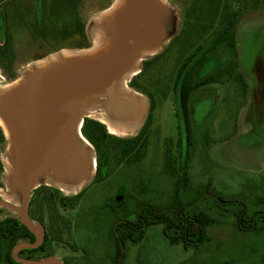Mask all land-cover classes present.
I'll list each match as a JSON object with an SVG mask.
<instances>
[{
    "label": "rangeland",
    "instance_id": "1",
    "mask_svg": "<svg viewBox=\"0 0 264 264\" xmlns=\"http://www.w3.org/2000/svg\"><path fill=\"white\" fill-rule=\"evenodd\" d=\"M166 1L164 11L158 5L150 8L137 35L142 39L157 32L155 37L161 48L157 53L144 55L138 64L139 72L126 79L131 94L143 102L144 113L139 124L125 132L112 133L99 121L107 107L112 115L134 117L135 100L114 99L106 105L108 99H103L104 106L95 115L83 119L81 132L89 142H84V146L80 139L77 141L82 147L80 156H74L78 158L77 168L79 171L88 168L84 154L93 155L96 169L99 159L107 167L105 179L95 172L78 193L66 187L81 175L66 179L63 190L51 179L46 181L54 185L43 184L46 186L43 189H33L38 183L32 180L26 184L21 180L18 185L11 162L19 150L16 151L12 131L10 134L4 129L0 193L14 205L3 208V214L21 220L26 189L31 200L28 208L31 217L39 220L34 221L47 235L43 249L27 253L31 260L54 257L64 264H259L263 261L264 233L241 231L234 223L236 213L243 207L248 212H264V166L260 165L264 158V111L253 128L251 118L239 117L237 126V102L249 104L250 97L243 91L242 83L236 81L227 43L218 44L215 49L212 46L226 14L238 11L237 41L242 59L247 58L252 72L253 58L264 52L258 46L264 43V0ZM114 2L0 0V47L5 48L0 49V91L4 84L18 79L28 81L36 90L32 91L36 97L53 92L58 79L74 72L65 62L63 50L94 47L93 35L99 31L96 21ZM192 53L196 54L193 65L199 68V74L202 77L218 74L221 84L215 85L214 90L204 89L197 98L192 97L189 145L187 125L180 114L174 85L178 70ZM42 58L59 61L60 70L66 75L54 73L46 89L38 76L42 71L38 60ZM199 58L202 63L198 65ZM132 81L134 88L130 85ZM119 103L122 107L118 108ZM4 106L0 98V107ZM8 109L10 116L20 118L21 110L14 104L8 105ZM150 111L147 132L136 142V150L129 157L122 158L115 138L102 143V155L98 157L96 147L84 133L85 126L94 121L103 124L113 137L132 138L142 130ZM0 114L5 116L1 111ZM65 130L78 136L75 128ZM139 156L141 159L137 161ZM24 169L26 173L25 166ZM49 177L54 179L53 175ZM5 186L10 196L6 197ZM221 199L232 203L226 207ZM179 200L193 201V210L203 209L215 218L206 229V241L188 248L182 243L172 244L163 233V225L155 224L146 229L141 240L121 242L130 223L137 222L143 205L167 208ZM118 222H121L119 227ZM119 245L122 253L116 258Z\"/></svg>",
    "mask_w": 264,
    "mask_h": 264
},
{
    "label": "trees",
    "instance_id": "2",
    "mask_svg": "<svg viewBox=\"0 0 264 264\" xmlns=\"http://www.w3.org/2000/svg\"><path fill=\"white\" fill-rule=\"evenodd\" d=\"M239 19L238 11H230L226 14L224 19L223 27L218 31V35L213 41V49L217 48L218 44L227 43V47L231 50L232 57L237 56L236 51V35H237V22ZM0 49H5L1 48ZM196 54L192 53L187 56L186 61L182 67L177 72V77L175 80V91L177 93V103L179 104L181 110L180 114L184 117L187 125V138L189 145H191V133L190 126L188 122L189 117V101L191 93L194 89L201 85L210 84L219 81L220 77L218 74L209 75L202 77V80L196 83H193L192 74H193V58ZM205 57V55H204ZM205 59V58H202ZM202 60H196V64H201ZM237 81L242 83L243 91H246V83L243 80V77L239 74L236 78ZM130 85L134 88L133 81L130 82ZM137 90V89H136ZM151 110L154 109L155 105L153 100L151 101ZM152 111L148 114L147 120L144 124L142 130L132 138H116L111 134H108L105 130V126L101 123L91 121L84 128V133L88 139L93 143L98 152V157L102 155V143L107 139L115 138L118 141V147L121 150L122 158L129 157L133 152H135L136 142L145 136L147 132V127L151 122ZM90 121V120H89ZM6 138L5 133L0 125V173L3 170L2 160H1V151L5 145ZM145 143V141H144ZM122 148V149H121ZM141 158L137 157V161ZM98 173L102 174V178H106L108 175L107 167L100 163L98 164ZM98 175V174H97ZM179 192V191H178ZM180 201V200H179ZM225 203L226 207H229L227 204L232 203V201L221 199ZM193 201L189 202H177L172 207L161 208L156 205L146 204L143 205L141 211L138 214L137 222H129V230L126 231L121 236V242H125L127 239L139 241L141 240L146 232V229L155 224L163 225V233L169 239L172 244L182 243L185 248L188 247H197L201 243L207 240L206 229L211 226L216 220L208 212L203 209L198 211L193 210L192 208ZM229 211L230 208H227ZM20 224V225H19ZM236 227L241 231H253L257 233H264V212L253 211L248 212L245 207L239 210L235 216ZM121 225V222H118L117 227ZM22 228H21V227ZM23 224H21L17 219H15V241H17L18 236L23 234ZM137 231L136 237L134 236ZM40 249H43L41 247ZM36 250H28L27 252L32 253ZM117 257H120L122 253L121 246L117 247ZM31 259V257H25ZM10 264H22L15 261L12 257H0V264L3 263ZM264 264V259L261 263Z\"/></svg>",
    "mask_w": 264,
    "mask_h": 264
},
{
    "label": "bare ground",
    "instance_id": "3",
    "mask_svg": "<svg viewBox=\"0 0 264 264\" xmlns=\"http://www.w3.org/2000/svg\"><path fill=\"white\" fill-rule=\"evenodd\" d=\"M128 2L129 0H116L114 4L110 7V9L101 12L98 20L96 21V23L98 24L97 28L99 31L98 33H94V43H95L94 47L80 49V50H71V49L63 50V52L65 53L63 58L65 62L69 63L72 66V68H74V70L77 71L76 75L79 76L77 78H80L84 76L86 73H88L89 70L92 68V66L93 67L94 65L96 66L97 65L96 59L103 60L112 52L116 42V36L114 34L113 27H116L120 24L122 18L125 15ZM157 5L159 7H162L164 11L163 6L166 5L167 7V1L145 0L142 3V6L140 7L137 15L134 17L132 24L130 25L128 31L129 32L128 39L130 45H132L131 46L132 51L126 61L123 70L120 72L119 76L117 77V82L114 84L116 92H118L120 95L119 99H127L132 101L135 100L134 99L135 97H132V95L130 96L127 94L129 93L128 92L129 86L126 83V79L129 76L136 75L139 72L138 64L143 59L144 55L155 53L161 48L160 42L158 43L155 37L157 32L149 34L147 37L142 38L139 42H136L135 40L132 39L138 34L139 30L145 24L146 15L149 13L148 11L151 10L150 8L152 6H157ZM72 58L75 59L77 62L70 61ZM82 58H84V60ZM56 61L57 60L55 59L53 60V62L47 59L38 61L39 63L41 62L40 68L42 67L41 68L42 71L39 74V77L42 80L48 79L53 74V71L60 66L59 65L60 62L59 61L56 62ZM19 82L20 80H16L4 84V89L0 91V98L11 96L16 91L24 92L27 89L28 84L26 82H20V83ZM98 90L94 89L79 98L77 104H75L74 115L73 118L71 119V124L73 128H75L78 137H80L86 143H88V141L81 133V126L83 123L82 112L87 113V115L93 116V114L95 115L94 107L103 105L102 102L100 101V99H105V97L101 96L104 93L103 88H99ZM98 101L101 102L100 105L97 104ZM139 110L140 108L137 109L138 112ZM7 120L8 119L6 117L0 114V124L2 125L3 129H5L10 134L12 131V134L15 135V138L16 136H19V140L17 138L16 139L14 138L15 144L17 143L24 144L25 140L22 139V135L20 134V132L16 131L13 128L11 121L8 120L9 121L8 122ZM99 120L101 122L106 123L109 126L110 132L112 133H116L120 131L125 132V130L127 129L125 127L126 123L124 121H120L116 119L113 122V120L108 119L105 114H102ZM56 144L57 145L55 149L57 150L56 152L58 154L57 156H64L70 150L72 143L68 137H65L59 143ZM73 146L75 147L76 144L75 145L73 144ZM22 156H23L22 152L18 151L17 158L11 162V167H12L11 169L12 172L14 173L13 176H16L15 180H17L18 185L20 184L21 180L24 182L26 178V173L24 169L25 162L23 161L24 157ZM28 156L29 155H26V157ZM55 168H56V163L49 156V158L45 162H43V164L38 166L35 174L36 176L50 175V174L53 175V173L55 172L54 171ZM36 176H35V183L38 182V177Z\"/></svg>",
    "mask_w": 264,
    "mask_h": 264
},
{
    "label": "water",
    "instance_id": "4",
    "mask_svg": "<svg viewBox=\"0 0 264 264\" xmlns=\"http://www.w3.org/2000/svg\"><path fill=\"white\" fill-rule=\"evenodd\" d=\"M145 0H129L128 6L126 8V12L124 17L122 18L120 24L114 28V34L116 36V42H115V47L112 50V52L103 60L101 59H96L97 65L89 70L88 73H86L84 76L77 78L79 76L76 75L77 71L74 70L75 74L70 73V76L67 78H61L58 79V82L55 84V88L53 89V92L47 93V96H41V97H36L32 91L34 88L30 83H28V87L24 92H19L16 91L13 93L11 96H7L5 98H1L3 103L6 104V107L4 108L0 107V111L9 118L11 121L13 128L20 132V134L24 137H26V129L23 125V116L24 114V109H26L25 103L28 101V99L32 96V98H40V99H47L49 97L56 98V107L58 110L63 112V116L68 115L69 121L71 123V119L73 118L74 115V107L75 104H77L79 98L86 93L94 90V89H99L103 88L104 90H107V93L112 94V89L114 87V84L117 82V77L119 76L120 72L123 70L126 61L128 59V53L132 51V48L129 42V28L130 25L132 24L134 17L137 15L140 7L142 6V3ZM138 35V34H137ZM137 35L132 38L136 42H139L141 39L137 37ZM157 53V52H156ZM84 60V58H82ZM70 61L77 62L75 59H71ZM91 61V60H89ZM61 66L56 68L53 71V74L46 80L42 81V86L46 89L52 79V76L55 74H59L61 77H65L64 72L60 70ZM41 71V70H40ZM72 74V75H71ZM39 76V72H38ZM89 88V89H88ZM87 91V92H86ZM99 91V90H98ZM109 93V94H110ZM78 95H80L78 97ZM40 96V95H39ZM77 97V100L75 101V98ZM119 99V98H118ZM127 100V99H126ZM75 101V102H74ZM129 101V100H128ZM131 101V100H130ZM14 104V106L18 107L20 112V118H14L10 116V109H8V105ZM120 107V103L118 105V108ZM8 109V110H7ZM121 109V108H120ZM110 112V110H109ZM83 119L85 116H88L87 113L82 112ZM1 125V124H0ZM65 125V124H64ZM70 126V125H69ZM69 126H64L63 128V135L58 141L60 142L63 138L68 137L69 132H66L65 129L72 130ZM2 127V125H1ZM3 129V127H2ZM4 131V129H3ZM74 132V130H73ZM5 133V132H4ZM16 138L19 140V136H16ZM15 138V139H16ZM17 140V141H18ZM79 138L77 139V141ZM16 145V151L19 150L22 152L23 156L26 157V139L24 144H15ZM78 145V143L76 144ZM80 145V144H79ZM79 151L72 153H69L68 156H71L75 162H77V157H74L75 155L80 156L78 154ZM72 154V155H71ZM29 158V157H28ZM24 161V159H23ZM89 162V161H88ZM79 164V163H78ZM81 165L84 167V164L81 163ZM91 164L89 162V168ZM96 170V167H95ZM31 172V169L27 167L26 170V178L24 180V184L28 182L29 174ZM64 174V173H63ZM95 174V172H94ZM93 174V175H94ZM65 176V175H64ZM66 179H72L67 176H65ZM74 179V178H73ZM80 178H76L74 182H77ZM34 180V178H33ZM28 202V192L26 189H24V202L22 204V210H21V222L28 227L35 235H36V241L35 242H22L20 244H17L14 247L13 251V258L15 261L22 263V264H64L61 260H58L54 257H49L45 258L42 260H29L22 258L18 255L19 251L22 249H29V248H37L39 247L43 241H44V233L42 230L30 219L26 212V206Z\"/></svg>",
    "mask_w": 264,
    "mask_h": 264
},
{
    "label": "flooded vegetation",
    "instance_id": "5",
    "mask_svg": "<svg viewBox=\"0 0 264 264\" xmlns=\"http://www.w3.org/2000/svg\"><path fill=\"white\" fill-rule=\"evenodd\" d=\"M262 42H264V39L262 40ZM258 46L264 48V43ZM260 54L261 55H255V57L253 58V63L259 64L258 65L259 67L256 68L255 71L256 72L261 71L260 74L264 76V52L263 53L260 52ZM25 105H26V109H24V114H23V125L26 129V137H25L26 151L28 153L26 154L29 155L28 156L29 159L28 157H26L27 158L26 170L27 167L31 169L28 181L29 180L34 181L33 178L35 176L38 166L43 164V162H45L49 158V156L57 164L60 172L64 173L65 176L69 178H76L77 175L82 176L84 170L79 171L77 168V162H75V160H73L71 156H68L69 155L68 152L69 153L76 152V149L74 148L73 144L74 145L77 144L78 136L75 135V132H74V136L71 134L68 135V138L69 140H71L72 143L70 150L64 156H57L58 154L56 153L57 150L55 149V147L57 145L56 143H59L58 139H60L63 135L64 124L65 126H69L71 123L68 120L69 119V117H67L68 115L63 116V112L57 109L56 98L49 97L47 99H40V98H32L31 96L28 99V101L25 103ZM85 117H89V116H85ZM81 167L83 168L82 165ZM96 170L95 172L97 175L98 168ZM50 179L54 181L53 178ZM46 180H48L47 176L45 175L41 176L39 184L33 189H38L40 187H41L40 189H43L46 187L43 186V184L47 186L54 185L52 183L49 184ZM5 189H6V197L10 196L11 192L7 186L4 187V190ZM12 203L13 202H11L8 198H5L3 194L0 193V257L10 256L13 258L14 247L17 244H20L23 241H26L28 243L36 241V235L28 227H26L19 218H15L14 216L9 214H3L2 209L13 207L12 205H14V203L13 204ZM30 204H31V200L28 199L26 212L30 217V219L35 223L34 220H38V219H34L31 217V211L29 212L28 209ZM15 219H17L25 227L23 228V234L18 236L17 241H15ZM42 232L44 233V237H45L43 243L37 248H29V249L25 248L20 250L18 253L20 257L24 258L23 256H28L27 255V253H29L27 252L28 250L37 251L44 246V243L47 240V235L44 230H42Z\"/></svg>",
    "mask_w": 264,
    "mask_h": 264
},
{
    "label": "crops",
    "instance_id": "6",
    "mask_svg": "<svg viewBox=\"0 0 264 264\" xmlns=\"http://www.w3.org/2000/svg\"><path fill=\"white\" fill-rule=\"evenodd\" d=\"M108 9H110V7ZM105 10H107V9H105ZM97 26H98V24H97ZM77 50H80V49H77ZM236 51H237V56L234 57V58L230 57L229 59H230L232 64L234 63L233 64V72H235L237 74V76L240 74L243 77V80L246 83V92H245V94H246V96L249 95L250 98H249V104L248 103L247 104L242 103V100L240 102H237V108L238 109H237V114H236L235 121L237 123V126L239 127V119L241 117L244 120L247 119V118L249 120V118H251L252 128H253L254 124L256 125V120L258 119L257 117L259 115L261 116V113L264 111V105H263V102H264V76L262 74H260L261 71H258V72L255 71V69L259 67L258 66L259 64H257V63H252L253 71L252 72L249 71V69H248V60L245 59V58L242 59L243 57H242V55L240 53V47H239V43L237 41V35H236ZM44 59H46V58L39 59L38 61L44 60ZM260 66H261V64H260ZM198 69L199 68H197L196 65L193 68V74H192L193 83H196V82H199V81L202 80V76L199 74V70ZM215 83L216 84H213V85H212V83L201 85V86L197 87L196 89H194L192 91L191 96H190L189 106H188L189 113H191L193 111V108L191 107L192 97H196L197 98L198 96H200L202 94V91H204V89L212 87V89L214 90L216 88L215 85L221 84L219 81H218V83L217 82H215ZM209 85H211V86H209ZM131 89L132 88L129 87V90H128L129 93H127L130 96L132 95L131 94L132 93ZM103 91H104V93L101 96L105 97V99H108V100H106V105H109V101L114 100V99L117 100L120 97L119 93L116 92L115 87H113V89H112V94L113 95L111 96V98H109V94L107 93V90L103 89ZM132 97H135V96L132 95ZM134 99H135V103L137 102V106L135 108L136 110L134 112V117H130L128 115H123V116L112 115L109 112V110H110L109 107H107L108 110L106 109L103 114H105L108 119L113 120V122L116 119H118L120 121H124L126 123L125 127L127 129L128 128H136L135 126L137 124H139V122L141 120V117H142V114L144 113V109H143V102L140 101V100H137L138 98H136V97ZM118 100L124 101L126 99H118ZM100 101L102 102L103 99H100ZM100 101H98V103H97L98 105L101 104ZM102 106H104V105H102ZM100 107L101 106H95L94 110L96 111ZM120 107H122L121 103H120ZM137 108H140L139 112L137 111ZM88 116L91 117L92 115L91 116L88 115ZM4 117H6L9 120V118L7 116H4ZM102 123L105 124L107 126L108 130H109V126L106 123H104V122H102ZM69 127L73 128L72 124H70ZM78 138L80 139L81 144L84 145L85 141L82 140L80 137H78ZM22 139L25 140L23 136H22ZM65 142H67V141H65ZM74 148L77 151H79V150L82 151V147L79 144L76 145ZM84 157L88 159V161L90 162L91 166H90V168L88 167V168H86L83 171L82 176L80 177V179L77 182H74L73 185L66 187V188H71L72 190H74L73 193H78V189L83 187L86 184V182L88 181V179L91 178L93 176L94 172H95L96 158L93 155H89V157H87L86 154H84ZM23 159H24L25 167H26L27 158L24 157ZM261 160L262 161L260 162V165L264 166V158L261 159ZM54 171H55L53 173L54 181L56 182V185L60 189L63 190L64 185L62 183L65 182L66 178H65L64 174L62 172H60L57 164H56V168L54 169ZM35 176H36V174H35ZM35 176H34V182H35ZM41 176H44V175H41ZM41 176H36V177H38V182H37L38 184L40 182ZM45 176H47V178L50 179L51 177H49V176H52V174L45 175Z\"/></svg>",
    "mask_w": 264,
    "mask_h": 264
}]
</instances>
